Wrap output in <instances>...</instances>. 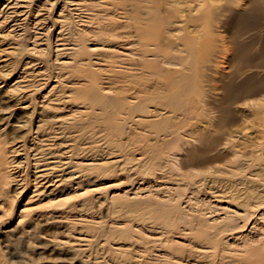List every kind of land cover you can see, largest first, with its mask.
<instances>
[{"label": "rangeland", "instance_id": "rangeland-1", "mask_svg": "<svg viewBox=\"0 0 264 264\" xmlns=\"http://www.w3.org/2000/svg\"><path fill=\"white\" fill-rule=\"evenodd\" d=\"M101 1L105 2L103 6ZM147 1L79 0L81 6L86 7H77L75 14L92 15L91 27L80 32L79 23L74 22L75 29H70V22L61 29V34L57 33L59 29L53 34L51 6L44 0H34L28 10L30 16L19 23L22 28L19 35L0 39V60L8 59L13 75L23 72L26 61L20 56L23 52L12 56L7 49L15 44L21 49L29 45L31 32H39L41 42H46V31L50 30L54 39L59 34L60 42L55 45L61 43L70 47L83 39L87 46L102 45L120 53L119 57L92 55L93 61L100 62L94 67L84 65L86 58H90L85 52L77 56L76 62L60 69L43 43L41 55L31 58L37 71L23 74L25 81L33 77L41 79L38 84L49 79L58 81V88L51 95L55 99H66L69 90L77 88L64 108L59 105L61 109L56 113L54 110L44 112L46 119L53 115H72L70 130L76 148L85 145L87 155L102 162L107 158L120 160L117 167L90 170L83 185L85 190L79 192L61 187L51 192L50 189L48 195L36 197V193H31L34 190L32 162L23 154L16 156L12 149L23 140H31L27 122L35 105L29 98L23 104L14 105L0 92V264H264V221H256L258 216H253L246 227L223 234L222 245L211 248L204 237L179 231L183 227L188 229L183 224L166 229L163 221L150 219L147 212L156 209L149 205L150 201L112 199L113 194H120V199L128 194L132 200L137 192L142 193L140 197L152 196L170 206L176 203L173 195L177 188L195 180L201 187L195 190L198 193L193 194L191 188L186 192L178 190L183 195L181 206L186 208L190 197L216 205L217 200L210 197L212 188L218 194L228 193L223 196L229 203L220 204L228 206V211L232 212L242 209L240 204L237 206L231 201L233 194L241 197L249 192L264 194L262 5L256 0H214L217 7L197 21L211 23V29L199 34L179 33L175 34L178 39H168L166 22L172 20L171 14L167 15L160 0H153L154 6L159 7L156 11L147 10ZM61 3L58 11L69 15L70 7ZM38 10L45 20H34ZM148 13L153 17L148 18ZM111 15L117 21L115 25L111 24ZM147 19H152L161 31L149 30L145 26ZM25 27L29 28L26 33L23 32ZM113 35L123 37L120 40L131 46L121 47L109 42ZM143 43L157 46L158 54L153 53L155 56H150L147 64L139 50ZM166 54L174 63L167 74ZM92 81L108 89L112 99H130L136 95L154 100L159 97L161 102L157 108L150 105L160 112L154 118L157 122H150L152 124L146 127L132 123L122 125L118 119L132 112L124 105L120 107L117 100L111 105L93 102L92 93L96 91ZM166 88L176 94L177 101L166 104ZM48 90H44L42 96H46ZM58 103L50 100L47 106L54 108ZM39 105L35 113L42 111ZM23 123L27 124L24 128L20 127ZM58 148L56 144L52 150L57 152ZM24 150L22 153L26 154L27 149ZM172 154L180 159V165L169 170L166 157ZM17 158H20L18 164L14 163ZM132 158L144 161L138 170V164L127 163ZM13 173L22 178L13 181ZM202 173L210 176L196 177L205 175ZM166 181L171 188L167 193ZM168 194L172 196L168 198ZM192 209H203V206L196 204ZM21 211H24L22 216ZM262 212L264 208L259 214ZM178 217L177 211L173 212L172 219ZM167 238L175 242L171 248L166 246ZM202 248L210 250L212 256H198L196 252Z\"/></svg>", "mask_w": 264, "mask_h": 264}, {"label": "bare ground", "instance_id": "bare-ground-1", "mask_svg": "<svg viewBox=\"0 0 264 264\" xmlns=\"http://www.w3.org/2000/svg\"><path fill=\"white\" fill-rule=\"evenodd\" d=\"M33 1L34 0H0V29H2V31H0V34H2L0 35V39L5 40L8 37L14 38L13 36H15L16 34L22 31V28L21 26H19V23L27 19L29 15L28 10L33 4ZM44 1H46L47 5L51 6L50 8L53 11L52 12L53 18L51 17L52 18L51 22H53V27L52 28L50 27L51 29H54L53 34L57 31V29H59V32L57 33L61 34V29L64 26H68V23L70 22H72L69 24L70 26H68L70 29H75V27L73 26L74 22L76 24L79 23L78 31L80 32L86 31V29L88 30L91 27L90 21H91L92 15L90 16V14H88L89 16L85 17V16H82L81 13L75 14V12L78 10L77 7L79 8L86 7L85 4H83L84 6H81V4L79 3V0H44ZM160 1H162L163 5L165 6L167 15L168 13L171 14L170 16L172 18L171 21L166 22V37H168V39L171 37L178 39L177 35L175 34H179V33L199 34L200 32H203V31L206 32L213 27L211 23H208V22L198 23L197 21L198 19H201L202 17L207 16L206 15L207 12L217 7V5H214L213 3L214 0H212V2L211 1L207 2L204 0H160ZM256 1L260 5H262L261 10L264 11V0H256ZM61 2H65L64 3L65 6L67 5L68 7H70L69 15L68 14L64 15L60 11H58L60 9L59 8L60 5L62 4ZM102 3H105V2L101 1L100 2L101 6H103ZM147 3L150 5L146 7L147 10L151 9V10L156 11L159 8V7L154 6L153 0H148ZM47 7L44 10L45 12L47 10ZM40 12L41 10L37 11V15L34 20L38 21V20L46 19L44 15H41ZM154 13L155 12H153V14ZM25 15H26V18H25ZM147 16L148 18L153 17V15L151 16L149 13L147 14ZM107 18L105 20H107ZM110 18H111L110 19L111 24L115 25L117 21H115L114 15H111ZM24 22L26 23V21ZM146 22L147 23L145 24V26L149 30H151L153 33H157L161 31L159 29V26L153 23L152 19H147ZM54 26H57V27L54 28ZM19 27L20 29H18ZM28 29H29L28 27H25L23 29L24 30L23 32L26 33ZM49 31L50 30L46 31L48 34L47 39L45 40L46 42H41L43 40L39 37L40 36L39 32H31V38H29L31 39V42L29 43V45L24 46L23 49L16 46V44L8 47L7 49L8 55L15 56V55H20V53L23 52V54L20 55L23 57V61H26L24 63L23 72L13 75L11 71L9 70L10 63L8 62V59L0 60V92L2 93V95L4 94L5 97L12 100V102H14V105L23 104V102L29 98L33 102V105H35V107L37 104H41L39 106L41 107L43 111V112L41 111V112L35 113L36 108L34 107L32 109L33 111L30 112V114L28 112L29 119H28V122L26 121L28 123L27 134L30 135V137L32 138L30 141L23 140L22 144H20L19 146L15 145V147L12 149V151L15 153L16 156L17 155L21 156L23 154L25 159L29 160L30 163L32 162L31 164V168L33 170L32 186L34 190L31 193L32 194L36 193V197L41 196V195H48L51 191L57 190L58 188H61V187H67L69 191L75 190V192L85 190L83 188V185L86 184L87 182L86 179L88 177V172L90 170H98L100 169L99 167H105V166L117 167L120 165V160H117V159L115 160L114 158H107L106 162H102L101 161L102 159L90 158L89 155H87L88 148L85 145H81L80 147H77V148L74 146V143H73L74 137L71 134V130H70L71 122L74 119L72 118L73 117L72 115L67 116V117L66 115L64 116L53 115L49 118L47 117L46 119L44 112L54 110L56 113L57 110L61 109L59 108V105H62L63 106L62 108H64L67 102L69 101V99L72 98L73 92L76 93L78 91L77 88H73L69 90L70 95L66 99H55L54 96H51L56 91L59 85L58 81H56L55 79H53V81H50L49 79L45 82H41L40 84L38 83L40 82L41 79H36V77H33V78L30 77L31 79L29 81H25L26 79L25 80L23 79L24 78L23 74H26L28 72L30 73V72L37 71V67L36 65L32 64L33 60L31 58L36 57L37 55H41L42 49H40V47L43 46L42 45L43 43H46L48 50L51 51L52 54L54 55L53 63L56 66H58L60 69H65V66L68 65L69 63L71 62L74 63V61L76 62V60H78L77 56L80 54L83 55L85 52H87V54L89 53L88 55H90V58L88 57L86 58V60L84 61V65L94 66V67L98 65L100 62L93 61L91 59L92 55H96V53H98V56H105L106 54H109L113 57L115 55L119 57L120 53H118L117 50L115 51V49L113 48H108L102 45L99 47L87 46L84 44L87 41H84L83 39H80L79 43L77 44L75 43V45H72V46L69 45L70 47H64L66 45L63 46L61 43L59 45H55L57 44L56 42H60V40H57V36L59 34L56 36V39H54V35L53 37L52 35L50 36ZM20 35H22V33ZM122 38L123 37L113 35L111 36V38H109L108 41L112 43H116L120 45L121 47L126 46V45L131 46L130 43L129 44L123 43ZM146 39H151V37H146ZM140 45H142L139 48L141 55H142V59H145L146 63L144 64H147L149 63L147 61L149 60L148 58L150 56H155V54L153 53H157L156 52L157 46H151V45L148 46V45H145L144 43ZM130 49L133 50L132 47ZM99 52H101V54H99ZM168 57L169 56L167 55L166 56V74L171 71V68H172L171 65H174V63L170 62V59ZM65 58H67L69 61L66 62L64 60ZM151 59H153V61H158V63H160L159 60H155L154 58H151ZM159 69L161 71H164L162 67H159ZM154 72L158 73L157 71H154ZM92 84H93V88L96 91L95 93H92L93 102H98V103H101L102 105H111L112 104L111 102H113L114 100H117V103L120 107L124 105L127 108H129L130 112L133 113V114L132 113L128 114L126 117L122 116L118 119L122 125H127L129 123H132L133 125L140 124L146 127L147 124H152L150 122H155L156 119L154 118H157L159 116L160 112L158 113L156 111L158 103L161 102V101L160 102L158 101L159 97H158V100H154L152 97L141 96L140 98H138L139 96L136 95V96L131 97L130 99H127L124 97H117L115 99H112L108 95L110 93L109 90L106 89L105 87H102V84L98 86L97 83H95V81H92ZM48 88L49 90L46 92L47 95L42 96V92ZM144 91L145 92L148 91L147 87L144 89ZM154 92H157V91L155 90ZM166 94H167L166 104L172 101H177L176 94L171 93L167 88H166ZM50 100L59 101V103L55 105L58 107L54 106V108H52L50 104L49 106H47ZM150 105L156 108L151 109L152 106ZM85 109H88V108H85ZM135 112L137 113V115H134ZM167 119L168 117L166 116V120ZM110 121L111 119L109 120V122ZM25 123L20 125V127H23V128L26 127L27 124ZM55 123L58 125V127H54L56 125ZM26 142H32V143L27 144ZM183 143L185 144L187 143L188 145L192 144V142H183ZM56 144L59 148L57 152L56 151L54 152V150L52 149L54 148ZM23 148H25V150L27 149L26 154L22 153ZM18 159L20 158H17L14 161V163H17V161H19ZM166 162H168L167 167L169 170L176 169L180 165V159H178L177 156L174 154H172L169 157H166ZM22 163H24V160ZM104 163H108L111 165L104 164ZM127 163L132 164V166L134 164L135 165L138 164L136 168V170H138L139 167L144 163V161L139 158H136V159L132 158V159H129ZM23 165L25 167V164ZM122 169L123 168H121V170ZM215 172H217V170H214V173ZM202 174H205V173H202ZM19 176H16L14 174L13 177L11 178L13 181L18 182L17 178ZM209 176L210 175H207V174L205 175L199 174V176H196V177L205 178ZM19 178L21 179L22 177H19ZM190 178L191 177H189L188 179ZM213 179H214V176H213ZM198 183L199 182L192 180L185 187L177 188L176 194L173 195L175 197L176 203L170 206H168L167 204H161L157 199H155V197H152V196L140 197L139 195L142 193L139 194L137 192L135 193L134 196H132L133 197L132 200L128 198V194L125 195L124 198L122 199L119 198L121 197L120 194H113L112 199L114 201L118 200L120 202L121 201L133 202V201H138L141 198L142 199L140 201L142 202L150 201L149 205L156 206V209L154 211L150 210L147 212L150 219L155 220V221L156 220L163 221L164 223H166V229L175 227L177 223L178 225L183 224L184 226L188 227V229L183 227V229H180L179 231H182V230L188 231L186 235H190L193 237H200V238L204 237L206 241L208 242L207 244H209L211 248L217 247L218 244L222 245L221 243L223 242L224 238H220V237L223 234H227L228 232H233L237 229L239 230V229L246 227V224L253 216L255 218L258 216L256 221H259V222L264 221V213L262 212L259 214L260 209L264 208V194L263 193L255 194L254 192H249L248 195L243 196V197H241L240 195L233 194L231 196V201L235 202L237 206L238 204H240L242 206V209H237L231 212V211H228L229 209L228 206L224 207L220 204V203L227 201L225 200L227 198L223 196V194L227 195L228 193L220 192L221 194L220 193L218 194L217 192H214L211 188L210 197L215 198V200H217L216 205L213 206L208 201L204 203L203 202L204 199L198 200L195 197L193 198L190 197L188 200H186L187 201L186 204H188V206L184 208L183 206H181L183 195H181V192L178 190L184 189V191L186 192L187 190H189L188 188H191V191L193 190L192 191L193 194H196L198 192H196L195 190L198 189V187L201 188L199 185H197ZM17 188L20 189V186ZM170 189L171 188H169L168 182L166 181V193ZM49 190L50 192H48ZM138 190L140 189L138 188ZM150 195H154V194H150ZM170 196L172 195L168 194L167 197L170 198ZM226 203L228 204L229 202L227 201ZM196 204L197 205L202 204L203 209H197V210L192 209L193 207H195ZM27 209L28 208H26V210ZM205 210L206 212H203ZM176 211L179 217L178 219L177 218L172 219V214L173 212H176ZM220 211L222 212L221 213L223 215L222 217L220 216L221 215ZM200 212H203V213L201 214ZM22 215H24V211H21V216ZM190 218L197 220V223L192 222ZM232 218H235V220ZM209 229H214V230L213 232H208ZM154 243H156V241ZM174 243L175 242H173L171 239H168V238L166 239V246H168L169 248H171L174 245ZM198 251L196 252L198 256H203L204 258H208L209 256H212L210 250L206 248H202Z\"/></svg>", "mask_w": 264, "mask_h": 264}]
</instances>
